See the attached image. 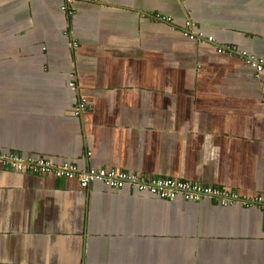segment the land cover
<instances>
[{
  "label": "crops",
  "instance_id": "crops-1",
  "mask_svg": "<svg viewBox=\"0 0 264 264\" xmlns=\"http://www.w3.org/2000/svg\"><path fill=\"white\" fill-rule=\"evenodd\" d=\"M66 1L0 0L1 150L264 196V0ZM0 264H264V211L0 167Z\"/></svg>",
  "mask_w": 264,
  "mask_h": 264
},
{
  "label": "built area",
  "instance_id": "built-area-1",
  "mask_svg": "<svg viewBox=\"0 0 264 264\" xmlns=\"http://www.w3.org/2000/svg\"><path fill=\"white\" fill-rule=\"evenodd\" d=\"M98 1V0H97ZM74 0H67L63 7L68 12L73 11ZM170 20L169 17H156L153 21ZM198 24L191 19L186 21V35L191 40L206 41L214 45L219 53L226 51L235 52V45H222L217 37L205 35L202 32H194L193 29ZM244 61L252 66L257 74H264V59L255 55H248L245 51L239 52ZM88 109V103L85 99L81 100L80 110L82 112ZM0 167H8L17 172H28L34 175L49 176L55 175L60 178L76 179L84 188L89 187L92 182L101 181L108 186L121 189L127 183L136 185L142 194L150 193L156 199L177 200L182 197L186 201L201 202L205 198L213 199L222 206H229L238 201L247 205H254L264 211V196H248L247 194H238L234 190L218 185L201 184L179 180L172 177H158L147 181L144 177L135 174L130 175L126 171L116 168H88L81 170L76 163L65 161L58 163L48 157H38L35 155H25L20 152H5L0 149Z\"/></svg>",
  "mask_w": 264,
  "mask_h": 264
}]
</instances>
